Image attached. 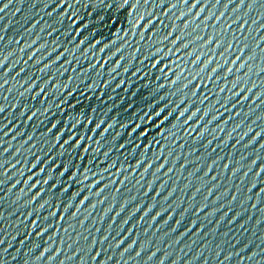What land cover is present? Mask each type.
<instances>
[{"label": "water", "instance_id": "obj_1", "mask_svg": "<svg viewBox=\"0 0 264 264\" xmlns=\"http://www.w3.org/2000/svg\"><path fill=\"white\" fill-rule=\"evenodd\" d=\"M4 4L0 264H264V0Z\"/></svg>", "mask_w": 264, "mask_h": 264}, {"label": "snow or ice", "instance_id": "obj_2", "mask_svg": "<svg viewBox=\"0 0 264 264\" xmlns=\"http://www.w3.org/2000/svg\"><path fill=\"white\" fill-rule=\"evenodd\" d=\"M0 2H2V0H0ZM11 2H12V0H9V3H11ZM187 2H188V0H186V3ZM218 2H219V0H218ZM8 6H9L8 4H4V7L0 8V13H4V11L7 9ZM0 18H2V15H0ZM0 112H3V108H0ZM125 223H127V221ZM177 223H179V221ZM0 243H2V241H0Z\"/></svg>", "mask_w": 264, "mask_h": 264}]
</instances>
